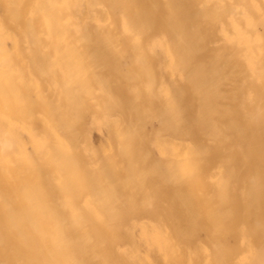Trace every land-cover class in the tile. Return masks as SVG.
Returning a JSON list of instances; mask_svg holds the SVG:
<instances>
[{
    "label": "rangeland",
    "instance_id": "obj_1",
    "mask_svg": "<svg viewBox=\"0 0 264 264\" xmlns=\"http://www.w3.org/2000/svg\"><path fill=\"white\" fill-rule=\"evenodd\" d=\"M61 3L75 10L74 0ZM116 4L118 30L102 0L81 20L112 33L88 41L97 44L91 68L102 89L86 97L78 151L45 123L35 133L20 113L23 101L31 106L32 73L17 61L30 59L13 39L5 45L12 81L0 71V140L14 149L0 153V264H264V74L247 43L259 34L264 0ZM168 11L195 41L181 39L178 64L161 41ZM133 14L151 16L149 34ZM113 50V67L96 62ZM122 103L134 113L117 109ZM49 150L75 152L85 166L78 189L63 185Z\"/></svg>",
    "mask_w": 264,
    "mask_h": 264
},
{
    "label": "bare ground",
    "instance_id": "obj_2",
    "mask_svg": "<svg viewBox=\"0 0 264 264\" xmlns=\"http://www.w3.org/2000/svg\"><path fill=\"white\" fill-rule=\"evenodd\" d=\"M74 1L76 2L75 10L69 11L61 0H0V71L4 79L12 81L11 77L6 76L13 55L4 50L7 41L13 39V42L16 41L19 44L16 46V43H13L15 52L25 58L28 57L27 54L30 59L29 63L22 60L17 61L19 70L23 72L24 67L30 65L32 73L28 79L31 106L27 107V103L23 101L20 113L32 121V129L35 133L41 128V123H45L50 126L52 135L59 144H69L78 151L81 128L88 119L89 109L86 97L93 96L96 90L102 89V83L96 75L99 69L91 68L90 54L96 49L97 44L91 46L88 41L99 36L102 31L112 32L98 25L96 21L92 24H81V20H84L88 13L95 15L99 12L98 0H87L85 10L80 5V0ZM102 1L105 3L106 17L110 18L113 26L118 30L121 8L116 3L119 0ZM146 14L130 16L133 17L140 32L149 34L154 20ZM167 18L168 30L161 41L168 49L172 63L178 64L181 59L179 54L181 39H184L185 47L194 45L195 41L191 36L189 38L188 31L182 28L176 13L168 11ZM256 23H258L256 30L259 34L251 33L247 37V43L250 49L259 52L255 63H258L260 68L258 74L263 75L264 19ZM41 29L43 33H40ZM199 35L202 38L206 37L200 33ZM109 39L113 44V36ZM24 41H27V44H24L25 50L20 44ZM103 43L106 44V42ZM116 52L113 50L110 56L98 57L96 62L113 67L118 58ZM184 58L186 60L188 55ZM17 91L18 97L23 99V93L18 89ZM2 103L3 100L0 98V104ZM117 109L134 111L128 103L118 104ZM37 114L44 122L38 120ZM118 128L123 130L124 136L131 140L135 139L137 131H131L126 125H119ZM172 130L178 132L176 128ZM4 132L5 129L0 123V134ZM13 146L10 140H0V153L5 149L13 150ZM44 154L45 159L51 161L53 169L56 170L66 188L75 191L80 187L85 166L77 158L75 152L61 153L58 150H49L47 153L44 151ZM66 179L69 181L67 184Z\"/></svg>",
    "mask_w": 264,
    "mask_h": 264
}]
</instances>
